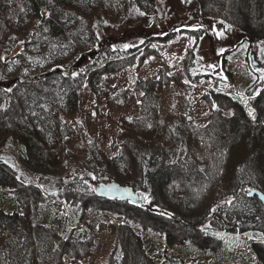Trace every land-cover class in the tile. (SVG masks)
Here are the masks:
<instances>
[{"label": "trees", "instance_id": "obj_1", "mask_svg": "<svg viewBox=\"0 0 264 264\" xmlns=\"http://www.w3.org/2000/svg\"><path fill=\"white\" fill-rule=\"evenodd\" d=\"M191 1L208 18L219 17L237 31L242 28L235 23L240 4L241 12L264 25V0ZM158 11V0H0V264H69L66 256L88 257L95 234L90 221L97 216L84 221L96 213L85 198H98L96 180L133 187L147 198L146 211L162 208L163 198L173 193L164 205L175 217L151 220L170 243L191 242L194 247L196 237L208 239L207 249L200 252L211 256L213 264H264V202L248 194L254 189L264 193V124L249 120L233 94L227 97L235 116L217 115L210 126L201 128L186 109L185 114L163 115L154 85L136 77V89L144 95L139 116L121 126V153L110 157L88 139L90 157L71 171V179H64L69 167L82 159L71 151L74 128L82 130L80 92L100 96L104 77L145 62L156 53L142 49L161 41L153 38L113 49L116 39L102 33L142 15L155 19ZM103 42L107 47L88 57ZM83 57L73 75L18 81L56 67L69 69ZM188 71L196 82L197 74ZM263 85L264 78L257 80L248 94ZM128 98V90L107 96L118 107ZM93 110L91 120L101 117L98 108ZM59 200L66 203V213L56 206ZM213 208L216 215L209 229L197 235L194 227L204 224L199 217ZM105 220L103 216L98 221L101 229ZM111 227L116 248L110 264L183 262L165 256L159 243L140 234L134 222L116 219ZM226 236L235 244L227 252L213 249L212 241ZM146 237L155 245H146Z\"/></svg>", "mask_w": 264, "mask_h": 264}, {"label": "rangeland", "instance_id": "obj_2", "mask_svg": "<svg viewBox=\"0 0 264 264\" xmlns=\"http://www.w3.org/2000/svg\"><path fill=\"white\" fill-rule=\"evenodd\" d=\"M240 7L241 4L235 12L236 25L242 24L240 31L234 29V24L230 25L219 17L208 18L194 1L158 0L159 11L155 19L150 14L142 15L131 19L123 28L110 29L102 33V36L110 34L116 39L112 44L113 49L134 47L153 38H160L161 41L151 42L142 49L144 51L149 48L156 53L145 62L138 61L134 66L118 74L104 77L98 87L101 90L100 96L83 90L80 92L82 130L74 128V143L71 151L78 153L82 159L78 164L69 167L64 179H71V171L90 157L91 143L88 139L96 142L110 157H116L121 153V126L139 116L144 95L143 91L136 89V77L149 86L154 85L153 90L160 101L163 115L173 112L177 115L185 114L183 109H186L192 115L196 126L207 128L217 115L227 119L235 116L233 103L227 97L233 94L237 96L249 120L255 125L264 124V85L251 95L248 94L249 91H253L256 81L264 78V45L261 41L264 39V25L254 17L241 12ZM190 15L194 16L193 20L189 18ZM200 17L205 18L210 35L205 31L200 34L191 31L202 29L197 20ZM183 21L188 23L176 27ZM228 26L232 29L230 30ZM163 39L165 40L162 41ZM188 68L193 74L194 72L197 74L196 82L191 80ZM179 74L182 75V80ZM122 90L129 91L125 106L110 104L107 96ZM94 108H98L102 114L101 117L91 120L89 116L94 112ZM91 177L96 179L94 176ZM170 188L171 186L168 189L171 190ZM172 194L163 198L162 208L153 207L151 211L143 209L149 207L148 204L142 208L128 202L108 201L86 195V203L89 202L91 206L89 210L96 213L85 218L84 221L89 222L92 216H97L96 221H90L91 224L95 223V234L88 247L90 255L83 260L66 256L65 261L69 264L73 262L110 264L111 255L116 248V239L111 226L117 219L118 222H134L140 234L141 231L147 233V236L159 243L158 249L163 251L165 256L173 257L177 261L183 260L179 264H213L211 256L205 254L202 257L200 252L202 248L207 249L208 239L201 241L196 237L195 240L198 242L194 247L191 242L170 243L160 233L159 226L151 221L157 216L165 222L172 215L174 216L164 205L165 201L172 200ZM55 204L60 211L67 212L64 201L59 200ZM215 212L216 208H213L199 217L204 224L194 227L198 232L197 235H201L199 231L209 229L216 215ZM103 216L106 218V225L101 229L98 221ZM173 232L176 234V231ZM163 233L166 231L164 230ZM250 238L245 236V239L250 240ZM156 241L146 237L145 243L154 246ZM211 244L213 249L218 248L227 252L230 244L232 247L235 243L226 236L218 241L213 240ZM222 256H225V253Z\"/></svg>", "mask_w": 264, "mask_h": 264}, {"label": "water", "instance_id": "obj_3", "mask_svg": "<svg viewBox=\"0 0 264 264\" xmlns=\"http://www.w3.org/2000/svg\"><path fill=\"white\" fill-rule=\"evenodd\" d=\"M189 18L193 20L194 16L190 15ZM197 20L200 23L202 30H204L207 35H210L208 26L205 23V18L200 17ZM183 23H188V22L187 21L180 22L179 24L176 25V27L181 26ZM107 45H108L107 42H103L98 46V48L94 52L87 53L88 57L93 58L99 55L100 52L105 47H107ZM84 57L80 60V62L76 63L73 67L69 69H65L63 67H56L47 73L30 76V77H22L18 81H22L23 83H33L36 81H43L48 77L55 76L58 74H62L66 76L73 75L81 68V64L83 63ZM93 184L98 198L108 201L128 202L142 208L147 205L148 200L145 196L140 195L133 187L124 186L119 182H117L116 180L96 181ZM248 194L250 197L258 196L260 200L264 202L263 192L254 189L248 192Z\"/></svg>", "mask_w": 264, "mask_h": 264}, {"label": "snow or ice", "instance_id": "obj_4", "mask_svg": "<svg viewBox=\"0 0 264 264\" xmlns=\"http://www.w3.org/2000/svg\"><path fill=\"white\" fill-rule=\"evenodd\" d=\"M125 47H127V45Z\"/></svg>", "mask_w": 264, "mask_h": 264}]
</instances>
